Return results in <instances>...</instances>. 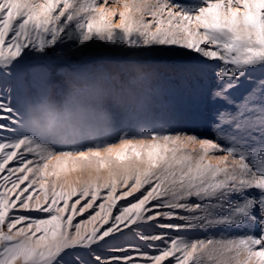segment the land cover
I'll list each match as a JSON object with an SVG mask.
<instances>
[{
	"label": "snow or ice",
	"instance_id": "1",
	"mask_svg": "<svg viewBox=\"0 0 264 264\" xmlns=\"http://www.w3.org/2000/svg\"><path fill=\"white\" fill-rule=\"evenodd\" d=\"M108 3L0 0V264H264V0H124L115 23ZM65 37L181 45L219 61L215 140L153 127L118 143L110 132L53 145L26 131L30 99L13 97L25 51L43 53ZM48 115L50 127L66 119ZM77 171L87 178L69 180ZM153 224L238 235L189 241L143 230ZM126 233L134 240L122 243Z\"/></svg>",
	"mask_w": 264,
	"mask_h": 264
},
{
	"label": "rangeland",
	"instance_id": "2",
	"mask_svg": "<svg viewBox=\"0 0 264 264\" xmlns=\"http://www.w3.org/2000/svg\"><path fill=\"white\" fill-rule=\"evenodd\" d=\"M96 2L99 4L103 0ZM178 2L192 5L198 0ZM123 3L124 0H109L105 5L117 9L114 23L118 22ZM151 20L150 15L145 16V21ZM219 63L205 61L199 53L181 45L132 47L97 39L80 45L65 37L43 53L25 51L15 81L18 91L13 93V97L20 95L30 99L25 104L23 120L25 130L31 134L48 129L49 112L64 114L62 102L73 99L84 106L105 104L108 107L115 134L111 142L118 143L125 132L150 130L153 127L157 131L163 129L166 134L182 133L195 135L198 139L215 140L213 117L215 111L222 107V102L210 94V89L216 82L213 73L215 65ZM6 91H0V96H4ZM40 94L46 98L31 99ZM46 100L57 101V106H49ZM15 102L13 98L12 103ZM33 120L38 124L34 126ZM64 122L65 119H62L51 127L59 129ZM35 136L51 144L42 136ZM14 163L10 162L9 166H14ZM106 174L102 172V175ZM78 177L86 179L87 172L70 173L68 179L74 181ZM126 204V200L119 201L113 215L119 214L120 208ZM87 217L86 212L76 219L86 220ZM143 230L169 231L170 235H179L189 241L232 239L238 235L237 230L222 227L177 231L162 230L153 224ZM130 240H134L133 233H126L121 242ZM70 259V255L66 257V260ZM206 264H216V261L206 260Z\"/></svg>",
	"mask_w": 264,
	"mask_h": 264
},
{
	"label": "clouds",
	"instance_id": "3",
	"mask_svg": "<svg viewBox=\"0 0 264 264\" xmlns=\"http://www.w3.org/2000/svg\"><path fill=\"white\" fill-rule=\"evenodd\" d=\"M46 104L55 108L57 101L46 100ZM66 115L64 124L59 129L49 127L46 130L33 132L42 136L47 142L58 145L68 139L90 141L94 137H104L114 131L111 113L105 104L84 106L73 99L62 102Z\"/></svg>",
	"mask_w": 264,
	"mask_h": 264
}]
</instances>
